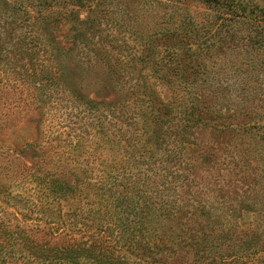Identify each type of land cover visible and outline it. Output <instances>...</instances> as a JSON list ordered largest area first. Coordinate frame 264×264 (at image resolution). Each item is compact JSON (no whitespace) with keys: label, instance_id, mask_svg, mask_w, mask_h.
Instances as JSON below:
<instances>
[{"label":"trees","instance_id":"trees-1","mask_svg":"<svg viewBox=\"0 0 264 264\" xmlns=\"http://www.w3.org/2000/svg\"><path fill=\"white\" fill-rule=\"evenodd\" d=\"M149 1L143 3L151 12L155 4ZM201 1L217 12L222 25L251 20L259 34L256 42L264 46V9L250 6L248 0ZM121 2L0 0V100L8 97L5 88L17 87L27 92L26 104L46 108L45 119L51 116L50 104L61 105L69 110L63 116L75 118L61 125L71 129L61 130L67 138L55 136L50 140L55 144L41 141L55 149L39 155L42 173L34 171L28 179L38 180L37 193L50 215L54 202L69 194L73 197L84 180L102 204L88 218L96 232L86 227L89 222L81 216L86 203L80 200L70 206L79 215L68 223L71 241L40 243L21 228L16 234L23 247L35 261L60 264L84 260L92 264H264V201L248 181L251 163L259 166L264 158L259 151L262 145L252 147L246 140L256 136L264 142V81L249 92L251 101L242 114L234 91L228 82L224 84L227 80L199 78L196 70L202 64L195 41L205 38L200 40V50L209 51L214 44L208 41L207 26L185 11L178 15L177 26L172 23L176 17L169 16L162 49L166 59L158 61L163 66L153 74L162 84L174 85L169 78L172 71L174 78L186 83L185 88H192L191 97L176 94L175 87L170 102L161 100L148 86V78L135 69L144 60L137 54L129 59L135 46L130 45L127 30L103 29V18L119 25L121 14L131 9ZM68 24L61 39L57 32ZM73 60L83 71L100 64L106 67L108 77L120 86L119 99L103 105L80 97L67 78ZM85 132L88 137L81 143ZM88 140L95 147L85 150ZM41 142L34 146L44 152ZM98 149L107 151L102 160ZM82 150L89 155L84 163L95 154L101 163L87 168L81 167L83 162L75 163L78 153L84 155ZM70 176L75 177V187L67 179ZM63 206L62 216L67 215ZM111 226L110 236L121 229L115 241L129 255L116 257L104 245L103 230ZM8 227L1 220L0 257L15 234ZM59 228L55 235H61Z\"/></svg>","mask_w":264,"mask_h":264},{"label":"rangeland","instance_id":"rangeland-1","mask_svg":"<svg viewBox=\"0 0 264 264\" xmlns=\"http://www.w3.org/2000/svg\"><path fill=\"white\" fill-rule=\"evenodd\" d=\"M117 1L119 0H114V3ZM122 1L121 3H128L131 9L125 11V15L121 14L123 17H119V25H114L110 20L107 21V18H103V29L106 30L109 26H113L127 30L126 36L130 38V45L135 46L136 50H129L132 52L129 59L137 54V56H140L141 61L144 60L137 64L135 69L138 72L140 71L142 76L148 78V86L161 100L170 102L174 97L175 87L178 89L175 92L176 94L186 99L191 97V91L189 90L192 88L189 85L185 88L186 83L174 78L172 71L169 78L173 79L174 85L172 83L162 84L153 74L155 68L163 66L158 61L165 58L166 55L162 49L163 42L167 41L165 28L168 27L166 22L169 16L176 17L172 23L177 26L178 15L184 14L186 11L196 19L198 24L207 26L209 30L207 31L208 41L214 44L209 48V51L207 49L200 50L199 45L202 44L200 40H205V38H197L195 41L194 47L200 51V56H197V59L202 64L196 70L199 73V78L208 80L214 77L216 82L219 80L225 82L227 80L224 84L228 82L230 88L234 91L236 103L241 106L240 112L242 114L247 112L246 107L251 101L249 92L260 86L261 82L264 81V46L256 42L259 34L255 32V23L250 20L246 23H236L231 27L226 26V24L222 25L223 22L221 18H218L217 12L208 8L201 0H151L156 5H154L151 12L148 9L150 7L143 3L145 0ZM248 1L251 2L250 6L252 4V7L264 9V0ZM134 11H137L136 15ZM162 15H164V18L160 20L159 17ZM69 26L68 24L59 28L57 34L61 39L66 35ZM169 26L172 25L170 24ZM197 51H195V54ZM147 53L151 54L150 59L147 58ZM145 58L148 61H145ZM74 62L75 60L69 63L70 70H68L67 78L70 84L77 88V93L81 92L79 93L80 97L96 103H103V105L114 103L119 99L118 96L119 94L121 95L120 86L108 77L106 67L100 64V66L89 67L86 71H83ZM208 81L213 82V78ZM4 94L8 95V97L0 100V189L3 188L2 190L4 191L0 193V222L2 220L3 223L9 226L8 229L15 234L8 242L7 247H5L0 257V264H60L33 260V257L28 253L29 251L23 247V241L17 236L16 232L21 228L26 229L37 242L45 243L49 241L50 245H54L53 243L55 242L61 244L64 240L71 241L73 235L70 232L71 227H69L68 223L73 222L75 218L77 220L79 215L72 212L75 206L72 208L70 206L80 200L86 203V212L81 215L87 218L85 222H89L86 227L96 232L95 226H89L91 223L88 218H92L95 211L96 213L98 212V205L102 204L97 202L99 197L96 198L93 195L94 191L90 190L91 187L85 183V180L76 191L74 190L73 197L69 194L65 197L67 200L64 198L60 203L55 201L54 214L50 215V209L47 211V206L37 193L38 180L34 179V176L33 178L31 177L34 171L37 174L42 173V169H39L42 166L39 163L40 156H45V152L55 149L48 148L42 142L49 141V144H53V142L55 144V140L50 141L53 137L67 138V134H62L61 130L68 129V127H61V125L69 124L75 118H68V115L63 116L62 113L64 111L69 112V110L61 109V105L54 106L50 104L48 107L51 111V116L49 119H45L44 111H46V108L38 109L26 104L29 101L27 92L17 87L5 88ZM253 106L251 105V107ZM259 112H263V108ZM262 119L264 120V116ZM68 130L71 129L69 128ZM86 136L88 137L85 132V137L81 143L85 142ZM246 140L252 147L258 148L262 145V148L259 147V151L264 158V142H260L256 136L247 137ZM39 142L43 144L46 151H38L34 146ZM90 143L92 141L88 140L84 147L85 150H88L90 146L95 147V145L92 146ZM101 150L98 149L99 152ZM78 152H81V148ZM82 152H84L82 157L78 156L80 153L75 156V163H82L84 158L89 156L85 151L82 150ZM106 153V150H102L101 160L107 156ZM97 157L98 154H95L94 159L86 163L83 162L81 167L87 168L86 166H91L94 163L99 165L101 161H98ZM93 160L96 161L93 162ZM251 169L248 172L250 187L256 188L258 190L257 197L263 196L262 201H264V163L257 166L255 162H252ZM28 175H31L29 179ZM67 179L75 187V177L70 176ZM109 192L108 190L107 195ZM113 192L118 193L119 190H112ZM62 205H64L63 212L67 215L62 216V211L60 210ZM65 221L66 223L64 224L63 222ZM111 224L114 226V223ZM113 226H111V230L109 229L106 232L103 230L104 245L112 249L110 252L116 257H120L122 254L129 255V251H125V248L121 249V242L117 243L115 241L122 235L119 232L121 229L110 236ZM58 228L62 233L61 235L56 234V236L55 232H57ZM117 232L119 236L115 239ZM74 236L77 239L81 238L76 232ZM131 259H133V256ZM162 262L158 264H163ZM80 264H92V262L84 260Z\"/></svg>","mask_w":264,"mask_h":264}]
</instances>
